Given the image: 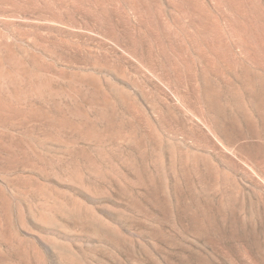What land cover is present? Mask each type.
<instances>
[{
	"label": "rangeland",
	"instance_id": "rangeland-1",
	"mask_svg": "<svg viewBox=\"0 0 264 264\" xmlns=\"http://www.w3.org/2000/svg\"><path fill=\"white\" fill-rule=\"evenodd\" d=\"M0 67V264H264V0H0Z\"/></svg>",
	"mask_w": 264,
	"mask_h": 264
},
{
	"label": "bare ground",
	"instance_id": "bare-ground-1",
	"mask_svg": "<svg viewBox=\"0 0 264 264\" xmlns=\"http://www.w3.org/2000/svg\"><path fill=\"white\" fill-rule=\"evenodd\" d=\"M4 47V46H3ZM8 54V53H7ZM8 57V56H7ZM6 57V58H7ZM12 57V56H11ZM13 58H15V57H13ZM4 59V58H3ZM5 60V59H4ZM16 60V59H15ZM8 62V61H7ZM20 63V62H19ZM10 64V63H9ZM2 65V64H1ZM9 66V65H8ZM11 66V65H10ZM16 66V65H15ZM18 69V68H17ZM26 69V68H25ZM6 70V69H5ZM5 70H1V67H0V86L1 87H8L9 85H10V87L12 86V85H14L15 83H17L18 81H19V79H20V77H19V75H18V72L16 71V73H10L9 71L8 72H6ZM13 70H15V68H13ZM23 70H19V72H22ZM24 72V71H23ZM24 77V76H23ZM28 77V76H27ZM30 77V76H29ZM26 78V77H25ZM41 78V77H40ZM26 79H28V78H26ZM32 79H34V78H32ZM22 80V79H21ZM29 80V79H28ZM32 81H34V80H32ZM28 82V81H27ZM33 83V82H32ZM34 83H36V82H34ZM19 84V83H18ZM28 84V83H27ZM42 84V83H41ZM21 85V84H20ZM23 85V84H22ZM43 85V84H42ZM45 85V84H44ZM29 86V85H28ZM33 86V85H32ZM31 86V87H32ZM13 87V86H12ZM45 87V86H44ZM9 88V87H8ZM15 88H17L16 86H15ZM38 88V87H37ZM2 89V88H1ZM13 89H14V87H13ZM25 89V88H24ZM39 89V88H38ZM42 89H43V87H42ZM10 90V89H9ZM20 90H23V89H20ZM43 90H45V89H43ZM69 90V89H68ZM3 91V90H2ZM7 91V90H6ZM11 91V90H10ZM40 91V90H39ZM44 92V91H43ZM11 93V92H10ZM13 93H14V91H13ZM35 93V92H34ZM45 93V92H44ZM81 93V92H80ZM17 94V93H16ZM35 94H37V93H35ZM46 94V93H45ZM44 94V95H45ZM53 94V93H52ZM13 95V94H12ZM38 96H40L39 95V93L37 94ZM37 95H35V97H37ZM43 95V94H42ZM44 95L42 96V97H44ZM28 96H30V95H28ZM57 96V95H56ZM59 96V95H58ZM6 97H7V95H6ZM14 97V96H13ZM31 97V96H30ZM42 97L40 98V99H42ZM1 98V97H0ZM10 98V97H9ZM45 98V97H44ZM28 99V98H27ZM37 99H39V98H37ZM4 100H5V98H4ZM15 100V99H14ZM44 100V99H43ZM19 101V100H18ZM4 102V101H3ZM6 102V101H5ZM24 102H25V100H24ZM9 103V102H8ZM15 103H18L17 101L15 102ZM30 103V102H29ZM2 104V103H1ZM7 104V103H6ZM5 104V105H6ZM11 104V103H10ZM3 105V104H2ZM25 106H27V105H25ZM87 107V106H86ZM27 108V107H26ZM35 109V108H34ZM22 110H23V108H22ZM25 111H26V109H25ZM31 111V110H30ZM9 112V111H8Z\"/></svg>",
	"mask_w": 264,
	"mask_h": 264
}]
</instances>
